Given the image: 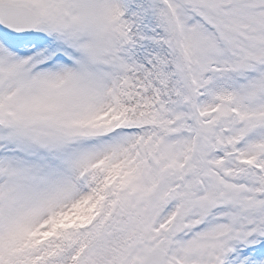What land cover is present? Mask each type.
Returning a JSON list of instances; mask_svg holds the SVG:
<instances>
[{
  "label": "snow or ice",
  "instance_id": "snow-or-ice-1",
  "mask_svg": "<svg viewBox=\"0 0 264 264\" xmlns=\"http://www.w3.org/2000/svg\"><path fill=\"white\" fill-rule=\"evenodd\" d=\"M0 264H264V0H0Z\"/></svg>",
  "mask_w": 264,
  "mask_h": 264
}]
</instances>
